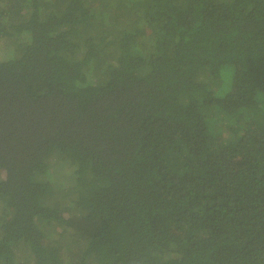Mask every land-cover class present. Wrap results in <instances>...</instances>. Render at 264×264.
<instances>
[{
	"label": "trees",
	"instance_id": "1",
	"mask_svg": "<svg viewBox=\"0 0 264 264\" xmlns=\"http://www.w3.org/2000/svg\"><path fill=\"white\" fill-rule=\"evenodd\" d=\"M0 51V264H264V0H0Z\"/></svg>",
	"mask_w": 264,
	"mask_h": 264
},
{
	"label": "rangeland",
	"instance_id": "2",
	"mask_svg": "<svg viewBox=\"0 0 264 264\" xmlns=\"http://www.w3.org/2000/svg\"><path fill=\"white\" fill-rule=\"evenodd\" d=\"M1 49H4V46L3 45H1ZM10 49V48H9ZM8 54H10V53H13V50L12 49H10V50H8V52H7ZM0 54H1V51H0Z\"/></svg>",
	"mask_w": 264,
	"mask_h": 264
}]
</instances>
